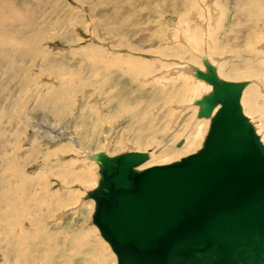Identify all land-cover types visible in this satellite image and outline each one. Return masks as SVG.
Listing matches in <instances>:
<instances>
[{
  "label": "rangeland",
  "instance_id": "rangeland-1",
  "mask_svg": "<svg viewBox=\"0 0 264 264\" xmlns=\"http://www.w3.org/2000/svg\"><path fill=\"white\" fill-rule=\"evenodd\" d=\"M14 1L0 0V7L4 8L8 19L16 14ZM159 1L41 0L31 10L36 21L34 29L30 30L33 39L30 52L17 56L15 53L11 55L9 47H0L5 53H10L6 60L0 62V107L3 108L1 136L4 148L2 153L5 156L1 184L2 190L8 194L0 210V222L3 227L9 226L10 236L20 235L22 231L27 234L21 239V252H31V264H117L116 255L93 223L95 200L86 196L87 192L97 186V182L93 188L92 185H82V180L74 177L71 183L65 184L64 178L56 172L57 164L81 160V157L84 158L81 149L89 154L104 152L110 156L138 151L149 154V159L138 167L142 169L178 161L196 152L202 145L208 128L197 136L194 133L201 119L204 120L203 116H197L200 106L195 101L209 93L211 86L196 77L195 80L204 82H201L203 88L200 83L190 89H184L185 84L181 81L176 82L175 86L169 84L165 88L175 92L177 96L162 108L165 106L162 104L163 97L159 94L163 92L162 88H153L146 83L158 77L160 71L169 77L171 70H177L174 66L176 64L188 65V56L195 59L192 61L195 64L192 65L203 71H206L203 60L215 68L218 63L225 62V26L211 34L203 31L199 35V43L190 45L182 29L176 26L179 13L175 10L177 8H172L169 0H163L162 6L171 11L175 10L176 15H161L159 10L156 13L151 12L157 10L155 6L159 7ZM217 1L223 7L221 11L225 12V0ZM92 9L104 10V17L109 20L112 18L111 25L114 27H106V30L98 28L101 17L98 16L100 14H93ZM191 14L195 15L194 12ZM148 22L151 23L150 26ZM6 24L7 22L4 25ZM223 24L225 25L224 22ZM242 38L240 36L234 45L239 46L243 57L264 63V41L261 49L249 50L247 37L243 40ZM109 42L117 47H110ZM101 45L108 51L109 58L114 55L120 58L126 54V57H133L137 61L158 64L161 70L152 72L142 77L143 79H138L136 75L133 78L114 68L101 75L95 66L101 55L98 53ZM174 47L182 50L183 58L182 54L174 55ZM210 54L211 60L208 59ZM225 73L235 71L227 66ZM261 76L243 79L245 76L242 72L229 76L219 74L223 80L245 81L246 85L254 83L258 94L251 92L249 102L255 98L264 101V78ZM186 77L190 84L195 83L193 77ZM191 93L194 96L191 97ZM245 95L248 94L244 91L241 96L242 110L264 144V113L260 111L261 103L254 101L253 104H256L251 105L252 111L247 112L243 101ZM187 100L192 101V105L184 110L180 105L186 104ZM33 139L35 142L31 144ZM190 139L194 143L189 148L184 143L180 147L176 146L180 140L185 142ZM32 145H36L33 146V157L27 149ZM29 155L30 161L27 159ZM14 158L18 159L17 162L22 159L28 161L24 162L22 168H18L19 164ZM78 164L79 162L76 163ZM93 169L96 170L95 180L98 181V167ZM18 176L20 179L27 178L28 182L20 190L17 188L20 181ZM33 177L36 181H33ZM40 188L51 191L55 197L69 191L70 198L60 202L55 200V205L50 202V205L44 206L49 201L37 198ZM38 204L41 208L37 207ZM37 213L44 217L37 221L42 223L46 234L49 229L50 233L47 236L45 234L44 239L37 238V245H30L27 238L35 233L34 219L38 216ZM47 237H52L53 241ZM5 245V250L10 252L8 243L5 242ZM18 248L8 255L1 252L0 264H27L23 254L17 252Z\"/></svg>",
  "mask_w": 264,
  "mask_h": 264
},
{
  "label": "water",
  "instance_id": "water-1",
  "mask_svg": "<svg viewBox=\"0 0 264 264\" xmlns=\"http://www.w3.org/2000/svg\"><path fill=\"white\" fill-rule=\"evenodd\" d=\"M203 66L197 116L215 110L196 152L140 170V152L86 155L100 174L92 220L117 264H264V145L240 109L245 81Z\"/></svg>",
  "mask_w": 264,
  "mask_h": 264
},
{
  "label": "bare ground",
  "instance_id": "bare-ground-1",
  "mask_svg": "<svg viewBox=\"0 0 264 264\" xmlns=\"http://www.w3.org/2000/svg\"><path fill=\"white\" fill-rule=\"evenodd\" d=\"M147 1H149V0H147ZM153 1H155V0H153ZM86 2H84V3H86ZM224 2H225V12H223L224 10L221 11L223 9V7L221 6L220 2H218L217 0H169V4L172 6V8H177L175 10L178 11V13H179L177 15V17H179V21L177 20V25L176 26L180 27L182 29V31L185 34V39H187V41L189 42L190 45H197L199 43V35L203 31L209 32L211 34L212 32L216 31V29H218L219 27L224 28V26H225V38L224 39H225V44H227V46H225V54H224L225 55V62L218 63L216 68L212 64L207 62L208 64H210L214 68L215 74H216V76L219 79H221L219 77V74L229 76V75H233V74L240 73V72H242L243 76H245L243 79L255 78V77H258L259 75L260 76L262 75L261 77L264 78V63H262V62H260V61H258L256 59H254V61H253V59L250 58V57H243V53H242L241 49L239 48V46L234 45V43L240 39V36L243 37L242 40L246 36L247 37L246 42L250 43L247 49H249V50H259V49H261L263 47V43H264L263 42L264 41V0H225ZM14 3L15 4H14L13 8L16 10V14H15L14 17H11L9 19L5 16V13L3 11L4 8L0 7V47H2V48L9 47V51H11V55L13 53H15V54H17V56H24V55H26V54H28L30 52L29 50H31V44L30 43H31V40H33V39H32V37L30 35V30L34 29L33 26H34V23L36 21L34 19V17H33V14L31 13V10H34L33 7L35 8L36 4L41 3V0H15ZM162 5H163V0H160L159 1V7L155 6L157 8V10H152L151 12L152 13H156V11L159 10L161 15H162V13H168V15L170 14L171 16L176 15L175 10L171 11L170 9H167V8L163 7ZM178 6H179V8H178ZM104 12H105L104 10L99 11V10L92 9V13L93 14H100L98 16L101 17V18H99L98 22H100L101 24H98L97 26H98V28H100L102 30H106V27H108V28L114 27V25L113 26L111 25L112 24V20H111L112 18H110V20H109L106 17H104V15H105ZM192 12L195 13L194 16H192V14H191ZM145 16H146V14H145ZM145 16L143 17L144 20H145ZM191 17H193V18H191ZM223 17H224V19H223ZM75 19L76 18H74V20ZM159 20H156V22H159ZM5 22H7L6 25H4ZM92 22H95V20L92 19ZM223 22L225 23V25L223 24ZM148 23H149L148 26H150L151 23L150 22H148ZM181 24H182V26H180ZM101 36L103 37V33L101 34ZM104 37H105V35H104ZM140 40L144 41V39H140ZM111 42H112V40H111ZM109 45H110V47H117L113 43H110ZM175 47H174V55L182 54V50L178 49L179 47L178 48H175ZM104 48L105 47H103L102 45L99 47L100 51L98 53H101V55L99 56L98 61L95 62V63H97L95 66H96V68L99 69V73L101 75L109 72L110 69L114 68L118 72L121 71L123 74H127V75L133 76V78H134V75H136V77L138 79H143L142 77H145L146 75H149L152 72L161 70L159 68L160 66L159 67L157 66L158 64L157 65H155V64H147V63L142 62V61H137L133 57H126V54H125L124 57L122 56L120 58H117V57H115L114 53L113 54L111 53L114 56L112 58H109L108 55H107L108 51H106L105 50L106 48L105 49ZM108 50H109V48H108ZM110 50H111V48H110ZM9 54L10 53H5L4 50L0 48V62L6 60L8 58ZM211 54H210V56H208V59H210ZM182 55L183 56L181 58L184 57V54H182ZM49 59H50V57H49ZM187 59L189 60V64L188 65H185V64H179V65L176 64V65H174L177 70L176 71L175 70H171L169 72L170 73L169 77H168V74H164V72L160 71V73H158L159 74L158 77H155L154 79L152 78L151 81L149 80L150 81L149 83H146V85L150 84L151 87H153V88L155 86H159L160 88H162L163 92H161V93H159V91L157 90V92L163 97L162 104H164L165 106H163L162 108L166 107L167 104L171 101V99L175 98L177 96L175 92H173V91L170 92L167 88H165V87H168L167 85L172 84L173 86H175L176 82H178V81L180 82L181 81L182 83L185 84V85L183 84L184 87H185L184 89H190L193 85H195L197 83L201 84V82H203V81L199 82L200 80H195V76H194V73H193V70H192V67H196V66L192 65V63H193L192 61L195 60V59H193L192 57H189V56H188ZM221 60H223V59H221ZM254 63H257V64H259V65H261L263 67H259V65H254ZM193 64H195V63H193ZM227 66H230L231 69H233L235 71V73H225V68ZM167 71H169V70H167ZM200 71H203V70H200ZM165 73H166V71H165ZM187 75L189 77H191V78L193 77L194 80H195V83H191L190 84V82L187 81L188 80V78L186 77ZM106 79H104V80H106ZM221 80H223V79H221ZM225 81H227V80H225ZM208 85L211 86L210 84H208ZM245 85H246V83L244 84L243 88L241 89L239 100H238L242 114L245 116V113L243 112L242 106H241V96H242V93L244 91L246 92V94H248V95H245L244 98H243V101L245 102V105H246L247 112L252 111L251 105H255L256 103L253 104V102L257 101V102L261 103L260 104L261 105L260 106V111L262 113H264V111H263L264 101H260L258 98L252 99V100H250V102L248 101V98H249V95H250L251 92L254 93V94H258L257 88L254 85V83L253 84L249 83L246 86ZM173 86H172V88H173ZM203 87L204 86L201 84V88H203ZM258 90L260 91V89H258ZM175 91H177V90H175ZM192 96H194V95L192 94L191 97ZM184 100H186V98ZM187 101L188 102L186 104L180 105V107L182 109H184V110L186 108H188V107H191V105H192V101H189V100H187ZM257 105H256V107H257ZM2 109L3 108L0 107V210H2V207L4 206L3 205L4 199L8 198V194L6 195V193L2 190V184H1V182H2L1 178L3 177V176L1 177V174H3L2 172H3V169H4L3 163H5V161H4L5 160L4 159L5 156L2 153L4 148H2V136H1V134L3 135V133H2L3 132L2 131L3 122H2V119H1V116H2V113H3ZM214 110H215V108L212 110V112L210 113L209 116H203L204 120L201 119L200 124H198L197 125V129H195L194 133H195L196 136L199 135L203 130H206V128H208L209 122H210V117H211L212 113L214 112ZM146 117H147V113H146ZM246 119H247V117H246ZM149 121H152V120H149ZM152 122H150V123H152ZM191 122H192V120H191ZM263 124H264V122H263ZM156 126H155V128H156ZM191 126H192V124L189 127H191ZM252 128L254 130L253 126H252ZM254 133H255V130H254ZM204 136H203V139H204ZM256 136L258 137L257 134H256ZM33 137L35 139L34 135H33ZM34 139H33V141H30L31 144H34V142H35ZM258 140H259V142H261L262 145H264L259 137H258ZM183 143H184V145L187 148H189L191 145H193L194 140L193 139H190L188 141L185 140V142H184V140H180L179 142H177L176 146L180 147L181 144H183ZM33 146L35 147L36 145H32L31 147H27V149H29V151L31 152L30 155L32 157L35 154V152H33ZM26 151H28V150H26ZM34 151H36V149H34ZM81 151L84 154V156H83L84 158L81 157V160L80 159H75L73 161L71 160L72 162L69 161L68 162L69 164L67 162L66 163H62V164L59 163V164H57L55 166L56 172H57V174H60V176H62V178H64L63 182L65 184L71 183L72 182L71 181L72 178L76 177L77 180H80V181L82 180L81 181L82 185H89V186L92 185L93 188H94V184L96 182H97L96 184H98V181H99V180L98 181L95 180V178H96L95 176L96 175H95L94 172L96 170L93 171L94 170L93 168L97 167L96 166L97 164L94 161L91 162L92 160L89 159L86 156L87 154H89L88 152H86L85 150H82V149H81ZM135 152H138V151H135ZM140 153H143V152H140ZM75 154H78V153H75ZM121 154H124V153H121ZM143 154H145V160L135 167L137 170H140L138 167L149 159V154L148 155H147V153H143ZM17 155H19V154H17ZM30 155H29L28 158L27 157L26 158L29 159ZM105 155L108 156V157H112V156H110V155H108L106 153H105ZM3 156H4V158H3ZM15 156H16V154H15ZM79 157H80V155H79ZM16 159L17 158H14L15 161H16ZM27 159H25V160L22 159L20 162L16 161L19 164L18 168H22L23 165H24V162ZM45 159L47 160V158H45ZM29 161H30V159H29ZM178 161H180V160H178ZM77 162H79L78 165H76ZM175 162H177V161H175ZM79 166H80V168H77ZM9 170H11V169H9ZM35 177H37V176H35ZM80 177H82V179H80ZM30 178L31 177H29V179ZM18 179L21 181V182L19 181V185L17 187L20 190V189H23L24 185L27 184L28 182L26 180L27 178L21 177V179H20L19 176H18ZM34 180L35 179L33 177V181ZM29 183H31V182H29ZM43 185H45V184H43ZM7 187H9V186H7ZM90 187H88V188H90ZM42 189L40 188L38 190L37 198H40L41 200H42V198H44L43 200L46 199V200L49 201V204H47V202H46V205H44V206H48L52 202L55 205L56 204L55 200L60 202V201H63V200L65 201V199L70 198V195H69L70 192L69 191H64L60 196L55 197L54 196L55 194L53 195V194L50 193L51 191L50 192L49 191H44V188H42ZM14 192H15V190H14ZM71 197H73V195ZM37 198H35V199H37ZM87 198H89V197H87ZM91 199H93V198H91ZM67 203H69V202H67ZM37 207L41 208V205L39 206V204H38ZM39 213H37L39 217L35 214V216H37V217H35V219H34V216H33L34 224L36 225V227L34 228V232H35L34 235L32 237H30V238H27V240H29L30 245L31 244L37 245L36 239L37 238L38 239H44V236L46 234V231H45L44 227L41 225L42 223H39L37 221L39 219H42V217H43V216L41 217L40 215H42V214H39ZM43 222H44V220H43ZM46 226H47V224H46ZM8 228H9V226L3 227V225L0 222V253L2 252L3 254H7L8 255V254H10L11 251H15L18 248V245H19V248H18L17 252L18 253L20 252L19 254H23V252H21L22 248H23V241H21V239H24V237H26L27 234L24 233V231H22L20 233V235L10 236V232L8 233V231H9ZM48 233H50V229H49V232H47V234ZM47 234H46V236H47ZM31 235H29V236H31ZM12 237H14V238H12ZM48 238L50 239V241H53L52 237H47V239ZM5 242L8 243V245H9L8 249H9L10 252L5 250V246H7V245H5ZM30 253L27 254V252L25 251L24 254L22 255V256H24V258H26L25 262L27 264H31L30 263V257H31ZM110 262H112V261H110Z\"/></svg>",
  "mask_w": 264,
  "mask_h": 264
}]
</instances>
